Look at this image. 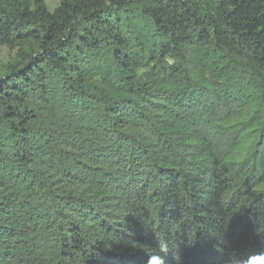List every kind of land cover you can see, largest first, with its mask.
<instances>
[{
    "label": "trees",
    "instance_id": "obj_1",
    "mask_svg": "<svg viewBox=\"0 0 264 264\" xmlns=\"http://www.w3.org/2000/svg\"><path fill=\"white\" fill-rule=\"evenodd\" d=\"M0 264L264 255V0H0Z\"/></svg>",
    "mask_w": 264,
    "mask_h": 264
},
{
    "label": "clouds",
    "instance_id": "obj_2",
    "mask_svg": "<svg viewBox=\"0 0 264 264\" xmlns=\"http://www.w3.org/2000/svg\"><path fill=\"white\" fill-rule=\"evenodd\" d=\"M158 253L148 258L147 264H166V257L169 252L168 244L160 242L158 245ZM239 264V262H237ZM245 264H264V255H256L249 257Z\"/></svg>",
    "mask_w": 264,
    "mask_h": 264
},
{
    "label": "rangeland",
    "instance_id": "obj_3",
    "mask_svg": "<svg viewBox=\"0 0 264 264\" xmlns=\"http://www.w3.org/2000/svg\"><path fill=\"white\" fill-rule=\"evenodd\" d=\"M45 5L49 10H53L60 2V0H44ZM8 51L5 47H0V60H6Z\"/></svg>",
    "mask_w": 264,
    "mask_h": 264
}]
</instances>
